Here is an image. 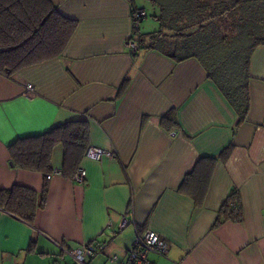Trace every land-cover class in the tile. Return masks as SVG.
Returning a JSON list of instances; mask_svg holds the SVG:
<instances>
[{
	"label": "crops",
	"instance_id": "1",
	"mask_svg": "<svg viewBox=\"0 0 264 264\" xmlns=\"http://www.w3.org/2000/svg\"><path fill=\"white\" fill-rule=\"evenodd\" d=\"M50 1L77 24L65 51L0 75V191L19 186L38 200L48 188L31 224L0 208V264H73L61 246L96 244L104 250L88 264H124L145 230L169 245L165 255L150 253L148 264H264V44L250 55L249 111L237 126L196 59L147 47L159 29L154 19L158 29L141 33L147 8L158 15L150 0ZM138 10L145 17L134 35ZM138 37L132 53L125 41ZM73 121L87 122L89 147L114 154L84 157L83 184L12 167L10 144ZM62 156L58 145L53 168L61 169ZM196 166L199 176L182 186ZM232 194L240 220L216 225Z\"/></svg>",
	"mask_w": 264,
	"mask_h": 264
},
{
	"label": "trees",
	"instance_id": "2",
	"mask_svg": "<svg viewBox=\"0 0 264 264\" xmlns=\"http://www.w3.org/2000/svg\"><path fill=\"white\" fill-rule=\"evenodd\" d=\"M150 1L158 7L153 18L159 29L151 34L147 47L176 60L196 59L237 114V126L241 124L249 111L250 55L264 44V0ZM76 28L77 24L64 18L50 0H0V75L11 77L58 58ZM166 121L167 116L162 122ZM58 145L63 149L60 171L71 179L89 147L87 122H68L42 135L17 139L8 146L10 163L45 178L53 169V149ZM229 152H223L224 160ZM197 168L182 186L189 177L199 176ZM47 193L45 185L37 200L32 190L14 186L0 191V208L31 224L37 210L44 207ZM240 217L241 206L232 194L224 202L216 225L221 218L239 221Z\"/></svg>",
	"mask_w": 264,
	"mask_h": 264
},
{
	"label": "built area",
	"instance_id": "3",
	"mask_svg": "<svg viewBox=\"0 0 264 264\" xmlns=\"http://www.w3.org/2000/svg\"><path fill=\"white\" fill-rule=\"evenodd\" d=\"M145 17L144 11H134L132 13V27L134 29V35L137 34L139 21ZM125 47L132 53H136L140 49V43L138 38H129L125 41ZM26 94L33 95L34 89L31 85L26 86ZM113 158L114 154L99 148L88 147L85 157L93 160H99L101 157ZM54 176H62L59 169L53 168L52 171L46 175V180L52 179ZM86 172L79 168L71 178L72 181L83 184L85 182ZM234 202L230 203V207L233 208ZM126 220L123 219L119 228L122 229L126 225ZM168 243L158 233L152 230H145L142 235L138 236L133 247L129 251V256L124 264H148V255L155 253L157 255H165L168 251ZM72 260L73 264H88L87 260L96 256V254L104 250L103 244L96 245H83L77 249H66L60 247Z\"/></svg>",
	"mask_w": 264,
	"mask_h": 264
},
{
	"label": "rangeland",
	"instance_id": "4",
	"mask_svg": "<svg viewBox=\"0 0 264 264\" xmlns=\"http://www.w3.org/2000/svg\"><path fill=\"white\" fill-rule=\"evenodd\" d=\"M147 25L146 26H141V33L144 35V37H148V34L153 32V30H157L158 29V23L154 20V18H152L151 16V10L148 7L147 8V18L145 19ZM146 27H148V29H146ZM43 264H46V261L43 262Z\"/></svg>",
	"mask_w": 264,
	"mask_h": 264
}]
</instances>
